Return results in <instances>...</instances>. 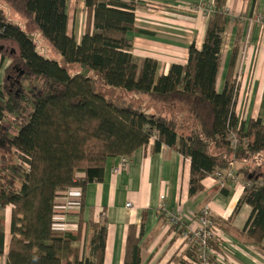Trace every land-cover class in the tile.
I'll return each mask as SVG.
<instances>
[{
  "label": "trees",
  "instance_id": "16d2710c",
  "mask_svg": "<svg viewBox=\"0 0 264 264\" xmlns=\"http://www.w3.org/2000/svg\"><path fill=\"white\" fill-rule=\"evenodd\" d=\"M227 2L214 1L202 47L190 46L187 64L159 75L155 59L133 54L129 34L145 33L136 27L134 1L86 0L78 41L68 30L67 0H0V57L10 60L0 84L1 257L4 211L11 209L6 264H105L106 223L80 217L75 229L63 228L60 215L79 216L83 208L67 207L65 193H82L103 180L109 160L131 158L151 143L154 152L167 146L190 160L191 198L207 177L229 179L236 165L244 194L234 214L244 205L252 212L235 234L264 256V124L236 113L237 78L217 90ZM75 66L80 70L69 69ZM140 242L131 228L123 264H143ZM198 249L188 246L173 262L199 264Z\"/></svg>",
  "mask_w": 264,
  "mask_h": 264
},
{
  "label": "crops",
  "instance_id": "0c3cea01",
  "mask_svg": "<svg viewBox=\"0 0 264 264\" xmlns=\"http://www.w3.org/2000/svg\"><path fill=\"white\" fill-rule=\"evenodd\" d=\"M85 1L67 0L68 30L78 41L86 29ZM125 1H134L136 27L145 31L129 34L134 42V56L141 60L155 59L159 75H166L172 64H187L192 44L202 47L208 18L200 6L213 4L215 0ZM227 8L230 22L224 34L217 90L222 92L228 79L237 78L240 88L236 113L246 121L260 119L264 124V19L261 23L256 20L264 12V0H228ZM9 64V60L0 57V84ZM152 146L153 143L138 150L118 174L113 168L119 158L109 160L103 180L83 189L80 215L68 216L71 223L80 217L86 224L106 223L105 264H123L131 228L134 238L141 239L143 264H175L173 257L183 255L187 244H183L182 237L172 241L164 207L178 213L190 230L197 227L195 215L210 209L216 225L228 239L220 248L224 260L220 258L214 264H264V256L235 234L236 230L244 229L252 212L250 206L244 205L234 214L244 194L242 181L207 177L204 190L191 198L190 160L170 147L154 152ZM4 216L6 250L0 264H6L11 240L10 208L4 211Z\"/></svg>",
  "mask_w": 264,
  "mask_h": 264
},
{
  "label": "built area",
  "instance_id": "2783aa9c",
  "mask_svg": "<svg viewBox=\"0 0 264 264\" xmlns=\"http://www.w3.org/2000/svg\"><path fill=\"white\" fill-rule=\"evenodd\" d=\"M215 7L214 4H202L200 6V10L204 12L205 17H209V15L214 11ZM262 18H257L258 22H261ZM234 137V136H232ZM236 142V141H234ZM130 163V159L126 157L119 158V163L117 166L113 168L114 173L118 174L120 171ZM228 178L232 180L238 179L235 175L234 171L229 172ZM73 193V194H71ZM66 194V204L67 207L71 208L75 206L80 208L82 205L83 199L81 194L80 188L71 189ZM164 197L161 198L163 200ZM65 206V207H66ZM128 207H131L129 204ZM164 212L166 213L167 220L170 222L172 226H179L181 227L184 223L178 213L175 211H167L166 207H164ZM62 220V227L65 229H75L77 227L76 223H71L68 220V216L61 215ZM194 220L197 223V227L195 229L190 230L189 227L182 233V238L185 240L184 244L188 246L191 245H198V257H199V264H214L215 260L222 258L220 255V251H217L213 243L218 244L221 248L222 244L225 243V240L228 239L222 235V231L216 225L215 221L213 220L211 211L209 208H205L200 211L198 214L195 215ZM2 257L0 256V261Z\"/></svg>",
  "mask_w": 264,
  "mask_h": 264
},
{
  "label": "rangeland",
  "instance_id": "374dc122",
  "mask_svg": "<svg viewBox=\"0 0 264 264\" xmlns=\"http://www.w3.org/2000/svg\"><path fill=\"white\" fill-rule=\"evenodd\" d=\"M262 16H258L257 15V17H262V21H263V19H264V12L261 14ZM18 17V16H17ZM23 21V20H22ZM261 21V22H262ZM260 22V23H261ZM23 24H24V26H25V24H27V22L26 21H23ZM28 31L30 32V33H33V28L28 24ZM10 46V45H9ZM60 61H62V58L60 57V56H57V55H55ZM7 60H9L8 58H6ZM10 61V60H9ZM71 71H74V72H76V71H78V70H80V67L79 66H75V67H70L69 68ZM106 94H108V96H110V97H112V98H120V99H130L129 97H128V95H126L125 93H123V92H121V91H119V92H117V91H106ZM144 100H146L147 101V99L146 98H144ZM240 117H242V115H240ZM240 119H243V118H240ZM237 168H234V172H235V170H236ZM166 220V219H165ZM167 222H168V224H170V222L168 221V220H166ZM171 225V224H170ZM182 226H184L183 224H182ZM182 226L181 227H179V226H172L171 225V236H172V241H175L176 239L178 240V239H180V237H182V233L184 232L183 230H182ZM172 227H177V230H173L172 229ZM183 242V241H182ZM180 243H181V240H180ZM185 243V240H184V242H183V244ZM225 258V257H224ZM224 258H222L221 260H224Z\"/></svg>",
  "mask_w": 264,
  "mask_h": 264
},
{
  "label": "bare ground",
  "instance_id": "6f19581e",
  "mask_svg": "<svg viewBox=\"0 0 264 264\" xmlns=\"http://www.w3.org/2000/svg\"><path fill=\"white\" fill-rule=\"evenodd\" d=\"M61 216V215H60Z\"/></svg>",
  "mask_w": 264,
  "mask_h": 264
}]
</instances>
